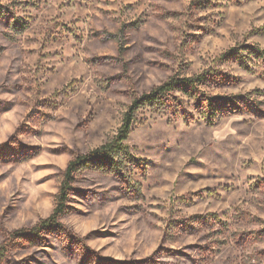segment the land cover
Returning <instances> with one entry per match:
<instances>
[{
  "label": "rangeland",
  "instance_id": "374dc122",
  "mask_svg": "<svg viewBox=\"0 0 264 264\" xmlns=\"http://www.w3.org/2000/svg\"><path fill=\"white\" fill-rule=\"evenodd\" d=\"M173 78L194 93L139 108L119 170L75 174L65 231L0 264H264V0H0V245Z\"/></svg>",
  "mask_w": 264,
  "mask_h": 264
},
{
  "label": "trees",
  "instance_id": "16d2710c",
  "mask_svg": "<svg viewBox=\"0 0 264 264\" xmlns=\"http://www.w3.org/2000/svg\"><path fill=\"white\" fill-rule=\"evenodd\" d=\"M194 82V80L190 79L180 81L177 78H173L166 84L155 89L151 94L143 95L141 98L135 100L133 105L129 108V111L124 115L122 126L118 131L117 137L113 141L86 155L78 156L75 160L69 163L64 173V179L57 196L56 208L53 214L48 219L40 222L33 229H21L12 232L0 245V263L11 262L14 245L21 239L35 240L42 238L43 234L63 233L65 228L63 227L61 220L67 210L69 196L74 191L75 174L79 169L89 165L104 164L105 166L112 167L113 170L118 171L121 164L117 162V159L121 155H126L127 148L124 145V141L128 139L132 132L136 111L143 105L160 101L174 90L194 93L193 91L187 90L189 88L195 89L196 85ZM197 82L201 83L202 78L197 79ZM196 97L198 96L196 95ZM198 99H201V97H198ZM213 102L210 100L207 103H203V108L209 109V115H213L215 118V116L221 115V113L218 112L219 104L216 102L213 104ZM228 104L230 105L228 108L238 106L237 103L229 102ZM223 113H227L226 110ZM1 150L2 149L0 148V152Z\"/></svg>",
  "mask_w": 264,
  "mask_h": 264
}]
</instances>
